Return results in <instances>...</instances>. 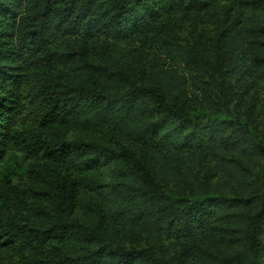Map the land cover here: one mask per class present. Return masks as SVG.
I'll use <instances>...</instances> for the list:
<instances>
[{
  "label": "trees",
  "instance_id": "obj_1",
  "mask_svg": "<svg viewBox=\"0 0 264 264\" xmlns=\"http://www.w3.org/2000/svg\"><path fill=\"white\" fill-rule=\"evenodd\" d=\"M260 77L264 0H0L11 264H264V139L234 108Z\"/></svg>",
  "mask_w": 264,
  "mask_h": 264
},
{
  "label": "rangeland",
  "instance_id": "obj_2",
  "mask_svg": "<svg viewBox=\"0 0 264 264\" xmlns=\"http://www.w3.org/2000/svg\"><path fill=\"white\" fill-rule=\"evenodd\" d=\"M176 29L181 43L189 47L198 46V43L203 39H211L212 44L215 45V36L220 29V24L218 21H212L208 26L204 27V25L200 24L198 19L190 18L186 23L180 24ZM200 35H202L201 40L199 39ZM149 54V52H146L140 57L135 55L137 70L144 68V70L147 71V68H145L147 66H144V62L149 64L152 58ZM214 57L216 58L217 54L214 55ZM138 75L141 76V74ZM255 83L256 84L251 85L247 89V93H245V88L242 89V92L245 94L242 93L240 100L236 101V106H234V108L235 111L244 118L253 121L256 126V131L259 133L260 137L264 139V77H260ZM71 138H74V135L71 136ZM131 245L143 248L148 246L149 243L148 239L144 238L140 242ZM12 260L13 252L6 247L0 246V264H11Z\"/></svg>",
  "mask_w": 264,
  "mask_h": 264
}]
</instances>
